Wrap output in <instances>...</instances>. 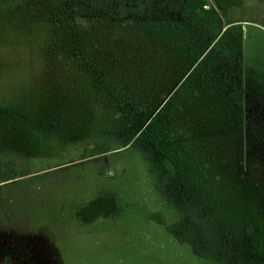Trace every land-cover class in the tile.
<instances>
[{
  "label": "rangeland",
  "instance_id": "374dc122",
  "mask_svg": "<svg viewBox=\"0 0 264 264\" xmlns=\"http://www.w3.org/2000/svg\"><path fill=\"white\" fill-rule=\"evenodd\" d=\"M49 2L64 6L0 0V264H264L241 241L228 246L233 251L200 258L149 218L158 212L167 222L177 219L191 198L186 183L125 134L126 115L113 93L91 97L84 81L91 74L80 76L74 62L79 54L94 59L125 90L132 77L140 81L141 72L129 68L136 59L147 84L145 47L126 53L135 44L141 49L139 31L102 23L79 29L83 38L75 44L72 27L41 19ZM228 18L243 26L246 95L264 101V0H243ZM172 66L159 67L160 86L177 73ZM201 124L197 131L192 125L193 137L206 135ZM195 141L191 151L204 145L201 137ZM221 171L232 180L231 166ZM101 191L117 198L118 212L80 222L76 209ZM241 194L250 220L264 222V187L246 185Z\"/></svg>",
  "mask_w": 264,
  "mask_h": 264
},
{
  "label": "trees",
  "instance_id": "16d2710c",
  "mask_svg": "<svg viewBox=\"0 0 264 264\" xmlns=\"http://www.w3.org/2000/svg\"><path fill=\"white\" fill-rule=\"evenodd\" d=\"M212 2L226 14L242 0ZM47 4L41 19L72 27L75 44L83 38L79 29L102 23L139 31L135 34L141 49L135 44L126 53L135 55L145 47L151 63L147 84L136 59L129 68L141 72L140 81L132 77L134 85L127 84L125 90L108 80L94 59L78 53L74 62L80 76L91 74L90 82L84 80L91 97L105 90L113 93L121 115H126L125 134L155 152L169 177L186 183L191 198L177 219L167 222L158 212L149 218L200 258L215 257L241 241L264 261V222L250 220L241 203L246 185L264 187V101L244 93L242 24L220 20L205 0H64L58 8ZM152 46L155 52L149 54ZM172 65L177 73L160 86L159 67ZM202 122L209 127L206 135L193 137L192 125L201 130ZM197 137L204 145L191 151ZM222 166H231L232 180H226ZM118 210L117 198L101 191L79 206L75 216L87 224Z\"/></svg>",
  "mask_w": 264,
  "mask_h": 264
},
{
  "label": "crops",
  "instance_id": "0c3cea01",
  "mask_svg": "<svg viewBox=\"0 0 264 264\" xmlns=\"http://www.w3.org/2000/svg\"><path fill=\"white\" fill-rule=\"evenodd\" d=\"M243 1V0H242ZM206 4H207V7H209L212 11H214L218 18H220V20H225V14L224 13H221L217 8L216 6L214 5V3L212 2V0H205ZM230 20H233L235 22H241V21H238V20H235V19H230ZM242 24V23H241ZM243 27V26H242ZM244 93L246 95V88H245V85H244Z\"/></svg>",
  "mask_w": 264,
  "mask_h": 264
}]
</instances>
